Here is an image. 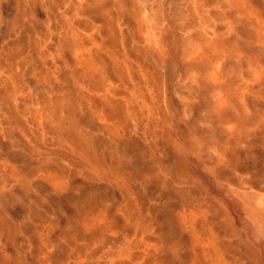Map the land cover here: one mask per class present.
I'll return each mask as SVG.
<instances>
[{
	"label": "rangeland",
	"instance_id": "rangeland-1",
	"mask_svg": "<svg viewBox=\"0 0 264 264\" xmlns=\"http://www.w3.org/2000/svg\"><path fill=\"white\" fill-rule=\"evenodd\" d=\"M0 264H264V0H0Z\"/></svg>",
	"mask_w": 264,
	"mask_h": 264
}]
</instances>
